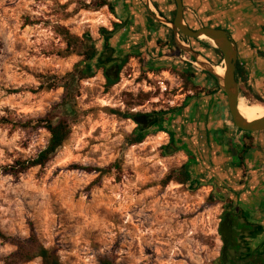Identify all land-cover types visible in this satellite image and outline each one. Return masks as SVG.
Instances as JSON below:
<instances>
[{"label": "rangeland", "instance_id": "rangeland-1", "mask_svg": "<svg viewBox=\"0 0 264 264\" xmlns=\"http://www.w3.org/2000/svg\"><path fill=\"white\" fill-rule=\"evenodd\" d=\"M104 1L116 14L108 5L99 7ZM174 1L0 0V120L51 114L72 126L44 171L32 168L18 178L0 174V233L7 237L0 236V264H44L41 258L17 262L11 257L18 250L13 242L28 241L33 233L61 264H101L103 259L215 264L225 198L208 182L197 178L196 184L186 175L183 166L195 160L193 149L190 154L179 150L181 145L157 128H145L142 143H129L139 126L135 116L175 117L192 103L202 106L214 90L203 83L207 71L178 46L172 25L164 21L174 20ZM127 18L120 40L112 41L114 55L125 63L120 81L107 90L103 31L113 32ZM164 28L170 29L166 36ZM63 30L81 39L83 53L91 46L98 51L93 77L82 79L91 62L85 55H60L67 48ZM180 39L201 54L199 60L224 66L212 43ZM51 84L54 88H47ZM187 125L196 134L190 142L201 143L197 133L204 132L203 119ZM49 138L45 128L0 125V165L35 157ZM169 175L174 180L162 186Z\"/></svg>", "mask_w": 264, "mask_h": 264}, {"label": "crops", "instance_id": "crops-1", "mask_svg": "<svg viewBox=\"0 0 264 264\" xmlns=\"http://www.w3.org/2000/svg\"><path fill=\"white\" fill-rule=\"evenodd\" d=\"M163 1L167 4L169 0ZM183 3L186 23L193 29L208 26L230 33L238 49L240 97L263 103L264 0H183ZM169 30L164 28L163 35ZM158 36L162 37V33ZM202 80L214 93L202 100V106L195 102L177 110L178 116L170 122L171 128L178 143L194 151L192 161L197 181L222 185L231 192L235 202H241L246 210L264 218V131L237 134L229 121L226 95L218 80L212 76ZM195 119H203L204 124V132L197 133L202 142L197 144L190 142L196 134L187 125ZM202 143L207 151L205 157L200 155ZM245 146L248 149L240 162V152Z\"/></svg>", "mask_w": 264, "mask_h": 264}, {"label": "trees", "instance_id": "trees-1", "mask_svg": "<svg viewBox=\"0 0 264 264\" xmlns=\"http://www.w3.org/2000/svg\"><path fill=\"white\" fill-rule=\"evenodd\" d=\"M105 5H108L112 13L116 14L114 7L105 1L102 2L99 7ZM174 11L176 13V8L174 9ZM150 20L154 21V18L150 16ZM62 35L64 36V39L67 41V48L63 52H60V55L65 57L70 56L72 54L85 55L87 57V60H91L92 63L91 62L88 63L87 65V69L89 71L88 75L83 76L82 79L93 77L95 75L93 59L96 58V56L98 55V51L95 49L94 46H91L89 52L83 53L80 50V46H81L80 43H82V41L78 36L71 34L68 30H63ZM214 49L217 51V53L222 54V52L219 49L217 48ZM123 65L122 64L119 65L118 68L115 70L113 69L106 70L105 86L107 90L115 86L120 81V70L122 69ZM208 74L213 78H215L216 80H218L215 75L209 72ZM47 88L53 89L54 85L52 84L48 85ZM0 125L12 126L13 129L45 128L50 134V138L47 146L43 150H41L35 157H30L26 159L18 158L12 164L6 166L0 165V174H9L16 178H18L21 174L27 173L32 168L38 167L40 168L41 171H44L47 165L49 164V162L55 157L59 149L70 138L72 133V126L67 119H61L59 121H55L54 117L51 116V114H48L47 116L42 118L29 119V120H16L14 117L9 116L7 118H3L2 120H0ZM159 131H166V130L164 129L163 126H160L157 129V132ZM146 137H147L146 132L137 129L135 134L129 139V143L130 145L142 143ZM247 149L248 148L244 149L245 153L247 152ZM113 166L119 167L118 164H114ZM113 166H110L108 170L110 171ZM192 167L193 165L191 163H187L183 166L186 175L188 177H190L191 175ZM74 169L97 170V168H88L78 165H75ZM172 180H174V177L172 175H169L164 180H162L160 184L166 187ZM214 195L215 194H212V198L215 197ZM0 236L4 239H7V237H5L1 233ZM13 243L18 246V250L15 253H13L11 257L16 259L17 262L32 261L36 258H41L44 264H61L59 262L58 257L51 250L45 248L44 246L40 245L37 242L35 233L32 234V236L28 241H24V242L15 241ZM101 264H113V262L110 259H103Z\"/></svg>", "mask_w": 264, "mask_h": 264}, {"label": "flooded vegetation", "instance_id": "flooded-vegetation-1", "mask_svg": "<svg viewBox=\"0 0 264 264\" xmlns=\"http://www.w3.org/2000/svg\"><path fill=\"white\" fill-rule=\"evenodd\" d=\"M180 35L184 40H189V38L183 36L182 34ZM116 59H119V57L117 58L116 55L108 59V63H110V66L108 68L104 67L105 72L106 70L110 69L115 70L118 68L119 65H121L117 61H115ZM213 93L214 90H211L210 95H212ZM226 103L229 112V121L230 123H232V129L237 134H244L245 132H248L239 129L234 124L233 119L230 115L228 102ZM147 115H155L157 117L154 123H147L144 125L148 130L154 128L158 129L160 126H163L167 132H159L168 133L169 135H171V138L175 139L174 142L178 143L175 132H173L171 128H168L169 125H166L167 123L171 124L170 122H173L174 116L165 117V114L163 113H150ZM169 127H171V125ZM137 129L142 130L141 125H139ZM245 148L248 147L245 146L244 149ZM244 149H242V151L240 152V162H242V159L244 158ZM179 150L184 151L187 154H190L191 151L189 150V148H185L184 146H180ZM192 165V169H194V171L191 172V181L197 184L196 178L198 177L195 173V164L193 163V161ZM194 175L196 176V178ZM208 186L212 187L213 192L217 190V192L225 198V204L223 205V212L221 214L219 224V236L222 242V246L219 257L216 259L215 264H264V218H261L260 214L255 215L252 214L250 211L246 210V205L244 206L241 202H235V200L231 198V192L224 190V187L222 185L213 184L210 182ZM223 224L226 238L221 232V227Z\"/></svg>", "mask_w": 264, "mask_h": 264}, {"label": "water", "instance_id": "water-1", "mask_svg": "<svg viewBox=\"0 0 264 264\" xmlns=\"http://www.w3.org/2000/svg\"><path fill=\"white\" fill-rule=\"evenodd\" d=\"M176 3V13L173 21L164 20L166 23L172 25V29L176 36V41L178 46L190 52L195 59L204 67V69L215 75L218 79L219 85L221 89L227 96L228 107L230 111V115L233 119L234 124L244 131L248 132H259L264 131V118L257 122H250L246 118H244L239 112V99H240V85L237 79V62H238V49L236 43L234 42L230 33L221 28H214L203 26L198 29H193L189 25L186 24L185 19V7L183 0H175ZM147 4L150 6V2ZM163 20V19H162ZM129 24V18L125 20V22L121 25H118L113 32H105L103 31V36L105 37V50H103L101 54L102 60L108 61L109 58L113 57L116 49L112 45V41H119L120 36L126 30V27ZM180 34L187 38H195L200 39L203 35H208L215 43V47L222 52L223 55V64L225 66L226 72L225 74L219 75L215 71V67L212 66L207 61L199 60L201 58V54L194 52L190 48L184 47L182 41L180 39ZM119 64H122V60L116 59ZM104 66L108 68L110 63H105ZM157 117L155 115H147L142 114L140 116H135L134 120L141 125L142 130L146 128L145 124L154 123ZM145 127V128H144ZM221 232L223 236L226 238L224 224L221 227Z\"/></svg>", "mask_w": 264, "mask_h": 264}, {"label": "bare ground", "instance_id": "bare-ground-1", "mask_svg": "<svg viewBox=\"0 0 264 264\" xmlns=\"http://www.w3.org/2000/svg\"><path fill=\"white\" fill-rule=\"evenodd\" d=\"M201 39L207 40L215 46L214 41L208 35H203ZM215 71L219 75L223 76L226 72V69L225 66L218 65L215 66ZM238 109L240 114L250 122H257L264 118V103H251L248 102L244 97H240Z\"/></svg>", "mask_w": 264, "mask_h": 264}]
</instances>
